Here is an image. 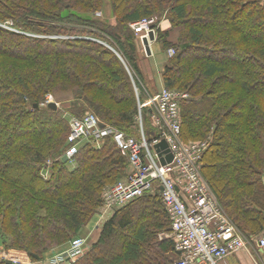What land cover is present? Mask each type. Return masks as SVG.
<instances>
[{
    "label": "trees",
    "instance_id": "obj_1",
    "mask_svg": "<svg viewBox=\"0 0 264 264\" xmlns=\"http://www.w3.org/2000/svg\"><path fill=\"white\" fill-rule=\"evenodd\" d=\"M109 1L114 23L92 16L104 10V0H0V23L12 21L18 30L0 26V244L41 263L84 232L104 190L126 177L129 161L111 137L100 149L83 146L75 167L63 161L71 117L92 112L139 137L127 69L111 49L83 37L109 38L147 83L130 25L155 15L169 24L158 28L157 42L175 50L162 72L164 87L189 96L180 104L182 138L209 139L203 176L237 228L248 237L262 235L264 0ZM64 92L74 100L58 110L40 107L47 94ZM145 113L149 122L150 109ZM145 131L149 141L158 138L151 125ZM48 162L51 178L45 179ZM170 229L155 190L117 210L71 264H172L175 242L159 238Z\"/></svg>",
    "mask_w": 264,
    "mask_h": 264
},
{
    "label": "built area",
    "instance_id": "obj_2",
    "mask_svg": "<svg viewBox=\"0 0 264 264\" xmlns=\"http://www.w3.org/2000/svg\"><path fill=\"white\" fill-rule=\"evenodd\" d=\"M130 26L141 43L149 37L152 27L156 34L154 17ZM168 55L173 57L175 50L169 49ZM188 97L187 93L165 87L159 93L149 95L144 106L150 107L153 122L159 130L158 138L153 141L146 139L143 130L138 138L129 136L93 113L83 118L71 117L68 148L63 157L66 156L67 163L75 167L76 155L83 146L90 144L100 149L107 138H113L121 154L128 159L130 169L125 178L104 190L101 216L110 217L137 198L158 190L171 220L168 237L173 238L177 254L172 264H219L253 245H249V239L230 220L202 174L200 165L209 142L186 143L182 140L180 104ZM52 102L54 98L49 95L45 104L48 107ZM162 140H166L173 153V161L165 165L155 149ZM166 156L163 154L164 158ZM44 174L48 176L47 172ZM255 245L264 253V233L257 237ZM86 251L87 240L77 237L62 252L52 256L50 264L74 263Z\"/></svg>",
    "mask_w": 264,
    "mask_h": 264
},
{
    "label": "rangeland",
    "instance_id": "obj_3",
    "mask_svg": "<svg viewBox=\"0 0 264 264\" xmlns=\"http://www.w3.org/2000/svg\"><path fill=\"white\" fill-rule=\"evenodd\" d=\"M105 1V4H104V10L103 11H99V12H96L94 15H92L94 18H96V19H101V20H105V21H107V22H109V23H114L115 22V18H113V14H112V10H111V4H110V1L109 0H104ZM82 15H84V14H82ZM84 17H85V15H84ZM155 19H156V23H157V26H156V41H157V30H158V28L162 25V23H163V19H160L157 15H155V16H153ZM153 17H151V18H153ZM241 22V21H240ZM0 26L2 27V28H5V29H7V30H9V31H12V32H18V30H16L14 27H13V23H12V21H6L5 23H0ZM241 25L239 24V25H237V27H240ZM261 32L264 34V29H261ZM53 37H55V38H57L58 36H56V35H54ZM83 37V36H82ZM59 38V37H58ZM74 38V37H73ZM72 37H71V39H73ZM84 39H86V40H93V41H96V42H99V43H101L103 46H106L107 48H109V49H111L118 57H119V59L121 60V62L124 64V66H125V68L127 69V72H128V74L130 75V78H131V80H132V83H133V85H134V90H135V94H136V98H137V100H138V108H139V110H138V115H137V122H138V135H139V137L141 136V133H142V130L144 131V132H146L145 131V129H146V126L147 125H151L153 128H155L156 129V131H157V135H159V130H158V127H156L155 126V124H154V122H153V119H152V115H150L149 116V122H146V120H145V115H146V109H150V107H146V106H144V103H145V101L149 98V94H148V92H150V93H152V94H154V92H155V88H153V85H152V80L151 79H148V78H146V82L147 83H144L143 81L141 82L140 81V79L138 78V76L135 74V72L134 71H132L129 67H128V65L123 61V59L121 58V56H120V53L118 52V50L116 49V46L113 44V42H111V40L109 39V38H107L108 40H102V39H100V38H96V36H94V35H86L85 34V37H83ZM67 39H70V36H68L67 37ZM136 42H137V44H139L138 45V47H139V49H140V54H141V67L143 68V70L145 69V67H146V64L143 62L144 61V59H146L147 58V54H146V52H145V49H144V46H143V43H141V41L139 40V38H138V36H136ZM157 44H159V43H157ZM160 45V47H161V49H162V51L164 52V53H166V55L168 56V59L170 58L169 57V55H168V50L167 51H165V50H163V48H162V45L161 44H159ZM10 48H11V46H9ZM55 48H58V45H55ZM172 49V48H171ZM230 60H233V58H230ZM146 70V69H145ZM144 70V71H145ZM140 83H142V86L140 85ZM147 85V86H146ZM147 87H148V89H147ZM164 88V87H163ZM159 93V92H158ZM157 94V93H156ZM49 95H52L53 96V98H54V103H56L57 105H58V107L59 108H61L62 107V105L63 104H68L69 102H71V101H73L74 100V96L72 95V93L71 92H64V93H62L60 96H56V95H54V94H47L46 95V98H45V101L43 102V103H41L40 104V107H42V108H46L47 107V105L45 104L46 103V100H47V97L49 96ZM89 113H92V112H89ZM66 116H68V115H66ZM109 125H111V124H109ZM111 126H113V125H111ZM114 127V126H113ZM116 128V127H115ZM118 129V128H117ZM119 130V129H118ZM15 132H17V130H15ZM19 133V132H18ZM147 133V132H146ZM145 133V135H147ZM181 137H182V133H181ZM157 138V137H156ZM156 138H154V139H156ZM146 139H147V136H146ZM153 139V140H154ZM148 140V139H147ZM152 140V141H153ZM182 140H183V138H182ZM209 140V139H208ZM208 140H203V141H195V143L196 142H205V141H208ZM149 141V140H148ZM68 142V141H67ZM183 142H186V140L184 141L183 140ZM190 143V142H189ZM66 145H67V143H66ZM67 150V149H66ZM66 152V151H65ZM64 152V153H65ZM63 153V154H64ZM62 157H63V155H62ZM61 159V157H59L58 158V160H60ZM51 166H52V164H51V162H48V164H47V167L46 168H44V170H43V173L44 172H47L48 173V176H45V174H44V178L45 179H49V178H51V170L50 169H52L51 168ZM70 166V165H69ZM70 167H72V166H70ZM101 208V207H100ZM98 209L97 210V212H96V214L97 215H100L101 216V209ZM96 214H94L93 216H95ZM110 217H107V218H105L104 219V222L106 221V220H108ZM103 222V223H104ZM85 229H86V227H85ZM85 229L83 230L84 232H82L80 235H78V236H76L75 238H77V237H83V238H85L86 240H87V251H86V253L90 250V248H91V246H92V244L97 240L96 239V237L94 238V240H93V238H91V235H89V234H86L85 233ZM170 232H171V229L169 230V231H166V232H164V233H160L159 234V238L161 239V238H168V236H169V234H170ZM244 234V233H243ZM244 236L246 237V238H248L249 239V241H251V242H249L248 241V243H249V245H253V247H255L256 245V239H257V237L258 236H250V237H248L247 235H245L244 234ZM74 238V239H75ZM121 239V238H120ZM252 247V246H251ZM57 248H59V247H56V248H53V249H51L48 253H50L49 255H48V253H46L47 255H48V261L46 260V255H45V258H44V260L41 262V263H39V264H49L50 263V261H51V258H52V256H54L53 254H54V250L55 249H57ZM250 248V247H249ZM53 251V252H52ZM56 253V252H55ZM19 254V255H18ZM20 255H21V257L22 258H19L20 257ZM0 260H5V261H7V260H12V261H14V263H16L15 261H22V264H36V263H33L32 261H31V259L29 258V256L27 255V253L25 252L24 253V251H21V250H7V249H5L1 244H0ZM16 264H20V263H16Z\"/></svg>",
    "mask_w": 264,
    "mask_h": 264
},
{
    "label": "crops",
    "instance_id": "obj_4",
    "mask_svg": "<svg viewBox=\"0 0 264 264\" xmlns=\"http://www.w3.org/2000/svg\"><path fill=\"white\" fill-rule=\"evenodd\" d=\"M161 27L164 29L169 28V24L166 22H163ZM158 42H152L151 50H152V56H147L146 59H144V63L146 64L145 67V74L148 79L152 80L153 88H155L154 94L161 91V89L164 87V82L162 79V72L164 70V67L168 61V56L166 53H164L160 47ZM111 217V216H110ZM104 219L100 215H95L92 217V219L89 221V223L86 226L85 233L91 235V238L96 237V239L99 236L100 232V226H102ZM68 244L61 246L54 251L56 253L62 252ZM53 252V251H52ZM54 252L53 255L56 253ZM50 253H48L49 255ZM19 255V254H18ZM48 255L46 254V260L48 261ZM23 257V256H22ZM21 255L19 258H22ZM22 262V261H21ZM50 264V263H49ZM219 264H264V253L259 250L256 246L250 247L248 249H244L232 256H229L228 258L222 260L219 262Z\"/></svg>",
    "mask_w": 264,
    "mask_h": 264
},
{
    "label": "water",
    "instance_id": "obj_5",
    "mask_svg": "<svg viewBox=\"0 0 264 264\" xmlns=\"http://www.w3.org/2000/svg\"><path fill=\"white\" fill-rule=\"evenodd\" d=\"M151 29L152 30L149 33V37L143 39V46H144V49H145V52H146L147 56H149V57L152 56V50H151V45L150 44L152 42L156 41V34L153 31L154 28L152 27ZM35 107H38V105H35ZM48 107L50 109H53V110H58L59 109L58 105L56 103H54V102L49 104ZM155 149H156L157 154H159V157H160L162 165H165L167 163H171L173 161V153H171L166 140H162L160 143L156 144L155 145ZM163 154H166L167 156L164 158ZM63 161L67 162V157L66 156L63 157ZM6 263L7 264H12L13 261L12 260H7Z\"/></svg>",
    "mask_w": 264,
    "mask_h": 264
}]
</instances>
